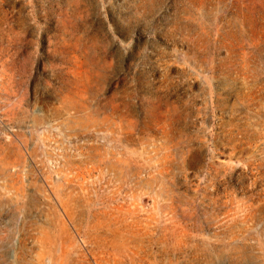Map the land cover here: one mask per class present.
I'll return each instance as SVG.
<instances>
[{"label": "rangeland", "instance_id": "obj_1", "mask_svg": "<svg viewBox=\"0 0 264 264\" xmlns=\"http://www.w3.org/2000/svg\"><path fill=\"white\" fill-rule=\"evenodd\" d=\"M0 264H264V0H0Z\"/></svg>", "mask_w": 264, "mask_h": 264}]
</instances>
